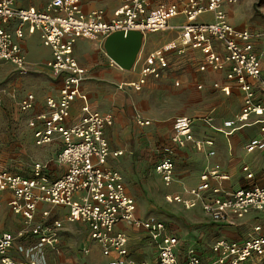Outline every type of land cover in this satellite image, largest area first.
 Wrapping results in <instances>:
<instances>
[{"label": "crops", "instance_id": "1", "mask_svg": "<svg viewBox=\"0 0 264 264\" xmlns=\"http://www.w3.org/2000/svg\"><path fill=\"white\" fill-rule=\"evenodd\" d=\"M18 8H35L42 10L49 0H14ZM172 0H161L168 3ZM125 0H81V7L88 13L94 10L104 12V20L112 18L114 11ZM252 6L251 0H240L237 4H224L229 23L237 30H248L254 36L251 45L260 58L261 73L264 78V33L250 25L243 13ZM153 2L150 9H154ZM240 16H243L240 20ZM179 15L169 20V28L160 32L146 33L142 50L137 63L132 70H122L112 63L103 49L104 39H77L73 56L78 65L86 69L87 77L76 86V98L70 107V116L66 125H72L84 114L99 112L111 114L113 124L107 127L104 135L112 152L121 151L119 156H109L105 168L117 170L123 177L126 193L136 204L135 217L145 219L154 216L165 225V235L175 237L177 257L184 261L189 249L199 257L202 264H217V254L212 245L218 240L242 242L250 236L264 232V212L252 211L242 219L230 218L224 222L212 221L203 211L201 202L190 209L178 203H169L168 195H181L190 198L188 190L200 183L201 173L207 168L217 170L224 178L211 180V187H220L222 192H235L253 185H264V151L247 152L245 144L251 139H264V114H249L246 120H238L242 113L244 92L233 79L226 77L228 65L224 69L214 70L207 67L200 70L204 54L200 48L188 46L183 52L170 51L166 53L168 66L162 71L159 79L149 78L142 89H120L119 86L134 82L139 78L141 61L151 52L162 46L178 41L181 35L180 26L185 19L179 20ZM209 13L202 14L197 22H211ZM0 25L13 32L17 26L15 21H1ZM263 28L264 26H257ZM28 63V72L20 76L19 81L24 90L15 96L11 87L0 89V105L3 98H14L18 101L27 94H33L35 103L28 112L13 119L16 132L13 137L8 133L0 141V168L8 169L25 177H31L36 163L45 165L44 172L51 179L64 174L66 167L58 164L56 157L63 148L60 139L50 144L37 146L33 138V130L29 121L44 112L46 99L57 97L62 85L61 77H53L45 63L51 58V51L45 47L40 38V32L32 34L25 32L23 39L18 40ZM213 49L218 61H223L226 55L223 44L212 40ZM15 68V67H14ZM52 81H45V77ZM255 89L256 100L261 98L258 83L247 79ZM50 90L44 92V87ZM227 87L228 92L222 89ZM19 90V89H18ZM4 104H6L4 102ZM26 114V115H24ZM139 115L150 121L147 126L136 123ZM189 116L193 119L192 133L196 141H211L212 145L204 144L201 150L194 143L187 142L183 147H177L173 153V181L165 185L155 172L156 164L164 156L165 149L171 145L173 122L175 118ZM235 121V130L224 127V122ZM40 127V122L37 123ZM17 149H14V148ZM32 151L35 158L30 164L27 155ZM213 152L212 155L209 152ZM25 155V163L12 164L13 159ZM27 155V156H26ZM246 168V170H245ZM252 174L249 178L247 174ZM203 196L210 200L211 190ZM11 195L0 192V235L8 232L16 234L23 228V220L8 206ZM48 211L45 221L51 223L59 220L63 226L59 231V242L55 246L46 247L44 251L45 264H108L117 259L118 255L111 252L104 256L100 246L90 239L88 226L83 222H68L67 208L62 206L38 205L35 220H44L42 212ZM256 226L262 227V232H254ZM114 232L127 236V256L130 263L154 264L158 258V243L152 239L150 232L137 228L126 222L116 224ZM36 241L30 237L17 239L9 256L16 261L24 260L17 251L19 245H29ZM87 249V252L84 250ZM260 263L257 258L250 262Z\"/></svg>", "mask_w": 264, "mask_h": 264}, {"label": "built area", "instance_id": "2", "mask_svg": "<svg viewBox=\"0 0 264 264\" xmlns=\"http://www.w3.org/2000/svg\"><path fill=\"white\" fill-rule=\"evenodd\" d=\"M240 0H125L111 19L104 20L102 10L84 12L81 0H49L45 8H18L14 0H0V22L15 21L13 32L0 25V62L11 63L17 72L25 75L28 63L18 42L25 32H40L43 45L50 49L51 58L45 63L53 77H61L62 85L57 97L46 99V110L29 121L37 146L50 144L57 138L63 143L56 161L64 165L66 171L56 179L44 172L45 165L36 163L31 177H25L0 168V192H9L8 206L23 220V228L16 234L8 232L0 235V264H45L44 251L59 242V231L63 224L59 220L47 223L49 212H42L44 220L36 221L35 215L40 204L67 208L68 222H83L89 228L90 239L96 242L104 256L115 252L117 259L108 264H126L127 236L114 232L116 224L126 222L150 232L158 243V258L154 264H202L194 250L186 252L184 261L177 257V239L165 235V225L154 216L145 219L135 217L136 204L125 190L122 175L114 169L105 168L109 156H119L121 151L112 152L104 131L113 124L111 114L87 113V108L78 121L72 125L65 122L70 116V107L76 98V86L87 77V71L78 65L73 56L74 45L79 38L104 39L117 30L137 29L160 32L169 28L168 22L179 14L185 22L180 26L178 41L170 42L149 53L140 66L139 78L119 86L120 89H142L149 78L159 79L167 68L166 53L183 52L186 47L200 48L204 54L200 70L210 67L221 70L228 65L226 77L233 79L244 92L242 113L238 120H246L249 114H264V78L261 73L260 58L251 45L254 36L248 30H237L228 21L223 5L237 4ZM156 2L154 9H150ZM209 13L211 22H197V18ZM212 40L220 41L226 51L223 61H218ZM137 63V62H136ZM258 83L261 98L256 100L255 89L247 81ZM228 88L222 90L227 93ZM35 103L33 94H27L18 101L21 112L30 111ZM135 121L147 126L150 121L137 115ZM40 122V127H38ZM193 119L189 116L175 118L171 145L165 149L164 156L155 166V172L165 185L173 181V153L177 147L187 142L194 143L201 150L211 141H196L192 133ZM224 127L235 130V121L224 122ZM264 132V127H261ZM247 152L264 151V139H251L245 144ZM210 155L213 152H209ZM246 170V168H245ZM249 178L252 174H247ZM224 176L217 170L206 169L201 173L198 186L188 190L190 198L181 195L165 197L169 203H178L190 209L201 202L205 214L214 222L228 221L230 218L242 219L252 211L264 212V185H253L235 192H222L218 186L211 187V180L219 181ZM211 190L212 197L207 200L203 194ZM256 226L254 232H262ZM36 238L29 245H19L17 251L24 260L16 261L9 256L17 239ZM217 254V264H247L257 258L264 264V232L250 236L242 242L218 240L212 245ZM87 252V249L84 250ZM145 264V263H142Z\"/></svg>", "mask_w": 264, "mask_h": 264}, {"label": "rangeland", "instance_id": "3", "mask_svg": "<svg viewBox=\"0 0 264 264\" xmlns=\"http://www.w3.org/2000/svg\"><path fill=\"white\" fill-rule=\"evenodd\" d=\"M24 1L27 2L29 0H24ZM251 2H252V6L250 5V8H248V10L243 13V16L247 19V21H249L250 25H253V27L258 30L257 31L258 33H264V27L263 28L257 27V26H264V0H251ZM179 16H180L179 20L184 19V16L182 14H179ZM243 16H240V20L241 18H243ZM187 48L188 47H186L185 49ZM19 77L20 76L17 74L14 66L11 63L0 62V89L11 87V89L15 90L16 98L17 95L20 96V94L24 92L20 84ZM44 80L49 82L52 81L47 76L44 78ZM49 90L50 88L45 86L43 91L47 92ZM15 100L16 99L14 98L11 99L4 97L3 102L0 105V141L5 140L4 138L7 136L8 133L13 137L12 134L16 132V128L13 127L14 123L12 124V122L14 121L13 119L11 120L10 118H14L15 120L16 117H20L21 115H23L22 114L23 112H21L18 106L16 105ZM4 102L6 104H4ZM14 149L17 148L15 147ZM27 155H29L31 159L30 164H33V162L35 161L34 158L35 154H33L32 151H29ZM24 156L25 155H22V158H20L19 160L14 158L12 164L22 165V163H25ZM248 264H254V262ZM255 264H260V263H256L255 260Z\"/></svg>", "mask_w": 264, "mask_h": 264}, {"label": "water", "instance_id": "4", "mask_svg": "<svg viewBox=\"0 0 264 264\" xmlns=\"http://www.w3.org/2000/svg\"><path fill=\"white\" fill-rule=\"evenodd\" d=\"M146 32L137 29L117 30L103 40V49L113 64L130 71L142 50Z\"/></svg>", "mask_w": 264, "mask_h": 264}]
</instances>
